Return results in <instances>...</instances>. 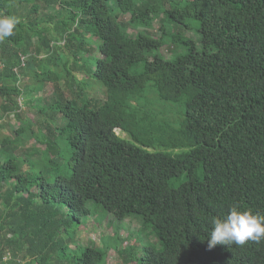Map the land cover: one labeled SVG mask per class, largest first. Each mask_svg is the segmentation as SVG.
I'll return each instance as SVG.
<instances>
[{"label": "trees", "instance_id": "16d2710c", "mask_svg": "<svg viewBox=\"0 0 264 264\" xmlns=\"http://www.w3.org/2000/svg\"><path fill=\"white\" fill-rule=\"evenodd\" d=\"M27 1L0 0V13L10 16L13 5ZM77 1L75 32L100 40L91 46L101 54L92 73L105 99L78 104L56 90L64 143L53 139L56 151L29 162V171L13 140L38 139L32 123L1 135L0 190L10 187L0 201V264L17 249L25 262L11 264H105L106 248L74 242L90 201L117 220L135 216L154 233L157 246L141 247L136 264H264V238L208 247L212 219L231 206L264 215V0H171L167 9L165 0ZM160 13L171 31L161 28L158 37L142 31L132 37L118 20L128 14L130 25L148 29ZM84 39L72 48L80 50ZM28 40L19 21L0 42L5 113L22 111L15 71L18 45ZM38 40L37 47L45 45ZM165 43L185 50L167 58L160 51ZM149 84L160 101L181 105L168 124L149 112L143 97ZM63 153L69 171L57 160Z\"/></svg>", "mask_w": 264, "mask_h": 264}, {"label": "rangeland", "instance_id": "374dc122", "mask_svg": "<svg viewBox=\"0 0 264 264\" xmlns=\"http://www.w3.org/2000/svg\"><path fill=\"white\" fill-rule=\"evenodd\" d=\"M165 1V8L167 9L171 0ZM77 2V0H29L16 3L11 7L10 16H16L22 22L31 43L28 40L29 44L21 42L18 45L19 57L16 61L18 71H15V73L18 79L20 96L17 97V106H20L24 113L19 110L5 113L3 111L5 101L0 99V137L1 135L14 136V129L19 126L27 127L29 121L32 123L33 137L38 136V139L20 136L18 139L13 140L16 155L21 161V168L25 171L30 170L29 162L35 164L42 162L45 155H49V153L52 155L56 151L53 139L58 145L64 143V133L61 130L65 120L60 110L63 107V101L57 99L62 105L56 103V90L62 91L67 100L78 104L89 101L94 102L95 100L101 102L105 99L104 87L99 80L95 79L92 73L95 65L94 57H99L101 54L96 46L92 48L91 46L99 44L100 40L93 35H89V33L80 34L79 31L75 32V29H80L77 25V16L80 13ZM32 5H34V9L30 12V6ZM110 13L115 14L113 11ZM12 14L14 15L12 16ZM0 16L6 15L0 13ZM118 20L126 27L132 37L138 31L155 37L160 36L161 28H164L165 30L162 31L166 33L171 31V26L166 22L164 13H160L154 19L151 28L148 29L143 26L133 27L130 25L128 14H121ZM180 31L183 35L196 39L195 32L193 33L184 28H181ZM74 36H76L75 39H73ZM38 39L45 40L46 46L37 47ZM82 39L85 41L84 47L80 50L72 48V42H78ZM3 40H0V42ZM65 42H67V45ZM167 42L169 44V41ZM168 44L165 43L163 50L160 49L167 58H172L176 53L185 50L181 45L170 44L169 47ZM198 46L201 48L199 43ZM156 52H159V50ZM0 70H3L1 56ZM143 93L149 112L155 117V120H158L157 122L166 121L168 124L170 120L172 121V110L181 109L179 103L160 101L157 98L155 88L150 84ZM41 128L43 135L41 134ZM116 132L120 136L128 138L119 128L116 129ZM58 157L60 158L57 159L58 162L64 169L69 171L70 168L66 166L68 155L63 153ZM55 158L56 156H54ZM0 160H2V157H0ZM184 177V175H181L172 178L170 184L177 186ZM9 187V184H6L0 190L1 202L3 194ZM89 207L91 213L76 226L74 242L82 246L93 245L106 248L105 264H136L134 257L141 247L147 244L157 246L154 233L147 228H143L140 220L135 216L117 220L99 204L90 201ZM64 215V221L69 218L71 224V215ZM0 217L3 218L1 214ZM65 224L69 226L67 223ZM70 230V227H68V231ZM72 246L73 244L70 247ZM9 250L12 252L11 249ZM15 253V255H11V259L1 264H11L13 261L21 260L22 255H20L19 249ZM22 261L25 262L24 259Z\"/></svg>", "mask_w": 264, "mask_h": 264}, {"label": "clouds", "instance_id": "9594fccd", "mask_svg": "<svg viewBox=\"0 0 264 264\" xmlns=\"http://www.w3.org/2000/svg\"><path fill=\"white\" fill-rule=\"evenodd\" d=\"M18 19L0 16V40L12 35ZM213 227L208 239L209 249L217 244L244 245L249 240L259 241L264 238V215L251 210H240L238 205L229 208L226 216L214 217Z\"/></svg>", "mask_w": 264, "mask_h": 264}, {"label": "built area", "instance_id": "2783aa9c", "mask_svg": "<svg viewBox=\"0 0 264 264\" xmlns=\"http://www.w3.org/2000/svg\"><path fill=\"white\" fill-rule=\"evenodd\" d=\"M8 255L4 256L3 258L6 260L10 256V253H7Z\"/></svg>", "mask_w": 264, "mask_h": 264}]
</instances>
